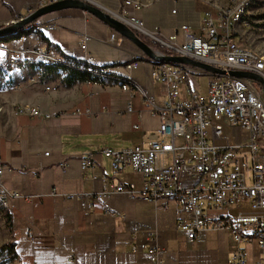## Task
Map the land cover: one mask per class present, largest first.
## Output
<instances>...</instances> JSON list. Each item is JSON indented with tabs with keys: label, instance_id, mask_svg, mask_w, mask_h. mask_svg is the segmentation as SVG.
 <instances>
[{
	"label": "crops",
	"instance_id": "0c3cea01",
	"mask_svg": "<svg viewBox=\"0 0 264 264\" xmlns=\"http://www.w3.org/2000/svg\"><path fill=\"white\" fill-rule=\"evenodd\" d=\"M109 1L114 2L115 5H111L116 8L120 4V0ZM36 3L37 0H0V26L17 15H27L30 10L36 9ZM129 9L131 15L142 19L146 27L158 26L163 34L169 35L182 24L198 28L209 7L196 0H153L141 4L138 9ZM43 23L57 26L45 30L41 26ZM111 30L114 29L88 12L84 14L80 9L66 8L43 15L24 29L18 40L8 43L10 46L14 43L13 47L18 49L37 46L54 48L70 64L85 70L84 54L79 47L80 33L85 32L89 35L86 49L93 64L108 66L111 73L130 77L148 95L161 102L165 88L151 77L152 59L141 54V50L124 37L120 47L106 42ZM178 34L181 37V31ZM2 58L4 60V55L0 54V64ZM129 62L138 64L128 69L126 64ZM17 69L18 87L22 89L20 102L43 109L68 110L63 115L40 122L31 121L35 118L17 117L24 122L20 124L23 131L19 144L15 143L16 130L0 134V156L3 163L10 167V170L3 171L1 182L10 190L31 196L28 200L23 197L10 199L6 211L0 209V214L8 219L5 222V218H0V224L4 222L2 226L7 232L6 242H14L18 250L16 264H152L144 249L131 250L130 239L133 232H138L137 241L141 246L145 231L154 227L158 232V243L164 248V264H216L224 258L221 241L225 235L227 247L223 264L229 263L231 251L237 244L224 231L199 232L190 241L186 233L174 226L179 235L174 233L173 244L170 235L161 233L150 208L153 205L157 212L170 208L172 202L176 208L175 225L180 213L172 200L159 199L154 204L116 193L96 202L93 210L84 211L78 201L52 195V188L58 193L98 191L104 177L115 182L132 183L136 189H141L143 175L140 172L130 169L113 171L109 160L99 150L145 143L158 127L160 119L143 109L137 92H133L130 98L119 83L110 79L77 81L68 86L62 81L67 70L56 66L54 73L48 71L45 83L55 89L45 90L43 84L30 82V78L40 72L38 59L22 62ZM192 78L187 83L192 85ZM184 87L181 86L182 91ZM195 88L200 91L199 85ZM91 89L97 90L95 97H87ZM129 100L133 111L122 112ZM73 107L89 108L92 114H71ZM89 153L92 154L93 165L83 171L80 160ZM62 161L66 163L64 172L59 166ZM22 163H25L23 169L19 167ZM36 169L38 173L33 175L32 170ZM105 207L117 215L106 214ZM119 214L125 218L122 220ZM29 232L34 234V239L28 236ZM209 232L213 235L207 238L206 233ZM182 245L187 247L184 258ZM20 246L26 247V252H21ZM26 255L28 260L23 262ZM251 258L249 256V261Z\"/></svg>",
	"mask_w": 264,
	"mask_h": 264
},
{
	"label": "built area",
	"instance_id": "2783aa9c",
	"mask_svg": "<svg viewBox=\"0 0 264 264\" xmlns=\"http://www.w3.org/2000/svg\"><path fill=\"white\" fill-rule=\"evenodd\" d=\"M57 1L60 0H37L36 8ZM242 2L244 0L238 2L236 9L229 11L207 10L198 28L182 24L169 35L163 34L158 26L146 27L142 19L129 14L127 7L138 9V5L119 4L117 11L125 14L123 23L140 38L151 40L170 52L167 54L153 48L156 53L186 56L219 68L224 74L190 64H183V70H170L167 62L152 65L151 77L164 85V98L158 103L145 91L140 98L143 109L159 117L158 127L145 143L99 150L109 160L113 171L130 169L140 172L143 175L141 189H136L132 183L115 182L104 177L98 191L58 193L52 188V195L76 200L84 211L93 210L96 202L116 193L154 204L159 199L172 200L180 213L176 227L186 233L190 241L199 232L224 231L237 244L231 251L228 264H264V241L254 239V232L264 234V90L252 78L229 74L230 70L248 71L263 78L261 62L257 57L250 56L247 48L240 46V39L230 31L232 18L237 11H242ZM246 23H251V16H246ZM41 26L51 30L57 25L43 23ZM178 31H181V40ZM80 37L81 51L90 56L86 49L89 35L82 32ZM122 39L115 30H111L106 42L120 47ZM0 50L5 53L4 61H9V68L19 66L21 58L53 56L40 46L11 49L6 44L0 46ZM137 64L129 62L126 68H135ZM40 68L44 72V68ZM197 75L207 77L204 93L187 83L188 79ZM43 85L45 90L55 89L54 86ZM182 85H185L183 91ZM122 90L127 91L130 98L133 97L131 91ZM102 109L108 110L105 107ZM132 111L129 100L122 112ZM17 113L21 115L20 109ZM71 114L91 115L92 111L75 107ZM60 115L63 114L53 110L43 111L38 107L28 110V116L37 119L47 120ZM235 126L243 132L238 141L226 131V127ZM92 165V154H85L80 160L81 170H87ZM59 166L64 172L65 161ZM20 168H25V165ZM5 169L10 170V167L3 163L0 156V187L5 191L4 201L20 197L31 199V196L21 195L2 184ZM32 173L37 175L38 170H32ZM104 212L117 215L108 207L104 208ZM118 216L122 220L125 218L123 214ZM137 233L131 234V250L136 252L141 247L152 264H164V248L158 243L156 227L145 231L141 246ZM28 236L34 239L33 233L29 232ZM249 256H252L251 261Z\"/></svg>",
	"mask_w": 264,
	"mask_h": 264
},
{
	"label": "rangeland",
	"instance_id": "374dc122",
	"mask_svg": "<svg viewBox=\"0 0 264 264\" xmlns=\"http://www.w3.org/2000/svg\"><path fill=\"white\" fill-rule=\"evenodd\" d=\"M83 1L89 2L91 4H95L96 6L100 7L103 11L107 12L109 15H111V14L107 10L118 13V11H117L118 7L116 8V6H112L109 3H104L101 0H83ZM129 1H131L134 5H136V4L141 5V4H146V3L153 1V0H129ZM196 1L205 3L207 5V7H209L208 10H212L215 12L218 9H222L226 6H228V7L232 6L241 0H196ZM121 2H123V0H120V3ZM247 10H248V15L251 16V23H245L246 25L238 27V29H237L238 35L241 37V42H242L243 46L251 49L252 51H255L257 53L264 55V0H248ZM20 16L24 17L25 15H23V16L17 15L15 17V19H13L11 21L19 20L17 18H19ZM111 16H113V15H111ZM9 22H6V24ZM18 36H20L19 32H17L15 34V36H13V37H10V36L0 37V42H1V44L6 43L7 46H9V48H11V49H18V48L13 47V45L15 46L14 43H12V45H11L12 47L8 43V41L18 40ZM8 38H10V39H8ZM181 38L182 37H180V40H181ZM3 39H8V40H3ZM0 54L4 55L5 53L1 52V50H0ZM4 58H5V55H4ZM1 63L2 64H0V134L6 135V134H10L11 131L16 130L17 134L15 137V143L19 144L21 142L20 141V139H21L20 133L23 131V127L20 128V124H23L24 122L18 120L17 117H20V116L29 117V116L18 114L17 113L18 108L24 107V106L38 107L43 111L53 110V111H58L61 114H65L68 109L67 110H59V109H55V108L43 109L37 105L20 102L19 97L22 94V92H21L22 89H21V87H18V85L20 83H19L18 79L16 78V75L18 74V71H16V70H18L17 69L18 66L9 68L6 65V61L4 62L3 58H2ZM36 78H38V74L35 76H32L30 78V82H31V79H33L35 81ZM46 78H45L44 82L38 81V82H34V83L45 84ZM263 79H264V77H263ZM206 83H207L206 75H197V76H194L192 78V85L194 86V88L197 85H199L200 92H202V93H204L206 91ZM50 89H52V88H50ZM50 89H48V90H50ZM96 91H97L96 89L95 90L91 89L90 93L87 94V97H92V96L95 97L96 94H98V93H95ZM74 108L75 107L70 109V113ZM30 118H32V117H30ZM41 120H44V119H37V118L31 119V121H39V122ZM226 131L233 139H235L237 141L240 140L243 136L242 130L236 126L235 127H226ZM115 148H120V146H115ZM22 164L24 165L25 163H22ZM22 164H19L20 165L19 167H21ZM0 204H1V202H0ZM8 206H9V204H8ZM8 206L5 207L3 205H0V209H3L4 211H6L5 209L8 208ZM150 211L152 212L154 219H156V221L158 222V224L160 226L161 233H163L166 236L170 235V240H171V243L173 244L172 240L174 238L172 236L174 235V233L179 235L178 234L179 230H176L174 228V226H176V224L174 225V223H175L174 217L176 215V208L172 205V202L170 203V208H168V209H160L157 212H155L154 207L152 205V208H150ZM0 218H2V219L5 218V222H7V220H8L6 215L0 214ZM2 224L4 225V222ZM2 224H0V245L5 243L7 240V238H6L7 232H6V230L3 229ZM180 233H182V232H180ZM206 235L208 238V237H211L213 235V233L209 232V233H206ZM226 242H227V239H226V235H225V238L221 241V245H222V248L224 251V258H223V260H218L216 262V264L217 263L223 264V262H225V260H226V255H225V251H226L225 248L227 247ZM175 247H176V245H175ZM20 249H21V252H23V251L26 252V247L20 246ZM181 249L183 250L182 257L184 258V255L186 254L187 247L182 245ZM17 253H18V250H17ZM27 260H28V257L26 255L23 258V262H27ZM15 262L16 261L10 260L9 256H7L4 253L0 255V264H16Z\"/></svg>",
	"mask_w": 264,
	"mask_h": 264
},
{
	"label": "water",
	"instance_id": "95a60500",
	"mask_svg": "<svg viewBox=\"0 0 264 264\" xmlns=\"http://www.w3.org/2000/svg\"><path fill=\"white\" fill-rule=\"evenodd\" d=\"M66 8H75L82 11L88 12L98 18L103 23L107 24L109 27L114 29L122 37L130 40L141 52L148 58L153 59L156 62H170V63H181L190 64L196 67L204 68L216 74H224V71L211 66L210 64L191 59L186 56L181 55H160L155 52L153 47L147 44L142 38H140L137 33H135L129 26H127L122 21L116 19L115 17L109 15L107 12L103 11L100 7L83 0H60L54 3L44 5L42 7L36 8L30 11L27 15L22 17V19L16 21H10L9 23L0 27V37L12 36L17 32L23 31L28 28L36 19L39 17ZM229 74L237 77H246L256 80L264 90V79L256 73L248 71L230 70Z\"/></svg>",
	"mask_w": 264,
	"mask_h": 264
},
{
	"label": "bare ground",
	"instance_id": "6f19581e",
	"mask_svg": "<svg viewBox=\"0 0 264 264\" xmlns=\"http://www.w3.org/2000/svg\"><path fill=\"white\" fill-rule=\"evenodd\" d=\"M238 2H240V1H238ZM238 2L232 6H229V7L226 6L222 9H218L215 12H224V11L236 9V7H238ZM125 3L133 4L129 0H126ZM136 5H138V4H136ZM247 5H248V0H244V2H242V11H237V15H235L234 18H232V23H230V31H232V34L236 35L237 38L240 39V46L241 47H245V46H243V44L241 42V37L238 35L237 29L240 26L246 25L245 24L246 23V16H249L248 10H247ZM138 6H140V5H138ZM107 11L111 15L116 17L117 19H119L121 21H125V14L124 13H119V11H118V13L112 12L110 10H107ZM12 36H15V35H12ZM3 45H6V44L5 43L1 44V42H0V46H3ZM44 48H46V50H49L50 53L53 54V56L38 55V57L36 59H38L41 64H45V65L59 64V65H62L64 67H67V68L72 67V65L67 61V59H65L64 57H61L56 52V50L54 48H51V47H44ZM247 50H248V54H250V56L257 57L258 62H261V67H262L263 77H264V55L257 53L255 51H252L249 48H247ZM31 59H34V58H21V60H31ZM21 60H19V62ZM91 60H92L91 56L84 55V63L86 65V70L91 75H93L94 77L99 78V79H110L112 81H115V82L120 84L121 89L131 91L132 94H134L133 92H137L139 94V96H143L144 90L141 89L139 87V85L135 81H133L130 77H124V76H119V75L113 74L110 72V67L95 65L91 62ZM152 62L154 63V65L164 63V62H156L153 59H152ZM132 63H137V62H132ZM167 64H168V69H170V70H183V64H181V63H170V62L168 63L167 62ZM6 65L9 66V61H6ZM76 69L81 70V68H78V67ZM46 77L47 76L42 75L39 72L38 78H36L35 81L33 79H31V80H32V82H38V81L44 82ZM33 108H35V107L24 106V107H20L18 109H20L22 115L28 116V110H33ZM4 200H5V191L2 190V188L0 187L1 205L7 207L9 203L4 201ZM254 239H262V241H264V234H262V232H254Z\"/></svg>",
	"mask_w": 264,
	"mask_h": 264
},
{
	"label": "trees",
	"instance_id": "16d2710c",
	"mask_svg": "<svg viewBox=\"0 0 264 264\" xmlns=\"http://www.w3.org/2000/svg\"><path fill=\"white\" fill-rule=\"evenodd\" d=\"M101 1H103L104 3H109V4H112V5H115L114 2L110 3L111 1H109V0H101ZM125 1L126 0H123L122 3H125ZM128 4L133 5L131 3H128ZM127 8H128L129 14H131L130 13V9H129L131 7L129 6ZM41 17H39L38 19H36L33 23H36ZM23 32H25V31H20L19 32V35H21ZM10 37H13V36H10ZM8 39H10V38H8ZM8 39H3V40H8ZM143 40L147 44H149L150 46H152L154 48H159L164 53L170 54V52L168 50H165L164 48L160 47L158 44L152 42L151 40H148V39H145V38ZM33 60H35V58L34 59H31V60H21L19 62V66H20V64L22 62H25V61L28 62V61H33ZM38 62H39L40 73L42 75H45V76H48V73L49 72L50 73H54V70H55L54 68L56 66H59L60 68L62 67L64 69H66L67 71H66V74L63 77V80L62 81H63V83L65 85H68V86L71 85V84H73V83H75V82H77V81H92L93 82L96 79V77H94L93 75H91L86 69L85 70H78V69H76L77 67L73 66L72 64H71L72 67L67 68V67H64V66L59 65V64L45 65V64H41L39 60H38ZM40 67H43L44 68V72H43V70H41ZM3 253L6 254L7 256H9L10 260L15 261L17 259V251H16V248H15V243L12 242V241H8V242H5V243L1 244L0 245V255L3 254ZM18 264H25V263L19 262Z\"/></svg>",
	"mask_w": 264,
	"mask_h": 264
}]
</instances>
